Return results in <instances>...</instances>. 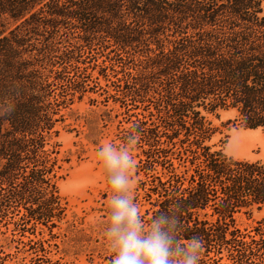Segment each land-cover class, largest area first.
Returning <instances> with one entry per match:
<instances>
[{
  "label": "trees",
  "instance_id": "16d2710c",
  "mask_svg": "<svg viewBox=\"0 0 264 264\" xmlns=\"http://www.w3.org/2000/svg\"><path fill=\"white\" fill-rule=\"evenodd\" d=\"M89 91L130 100L146 225L175 204L200 264H264V165L215 148L211 120L264 133V0H0V221L61 219L56 126Z\"/></svg>",
  "mask_w": 264,
  "mask_h": 264
},
{
  "label": "rangeland",
  "instance_id": "374dc122",
  "mask_svg": "<svg viewBox=\"0 0 264 264\" xmlns=\"http://www.w3.org/2000/svg\"><path fill=\"white\" fill-rule=\"evenodd\" d=\"M104 97L91 91L80 100L75 97L64 122L56 126L58 153L52 155L55 161L50 176L64 208L61 219L53 218L52 226H15L12 221L17 216L0 221V264H109L110 253L103 237L109 188L101 176L97 151L104 143L122 146L135 117L133 108L124 105L130 100L120 98L114 102ZM218 115L211 118L219 132L212 139L215 148H222L234 159L264 165V133L235 122L232 111H219ZM138 153L133 145V200L144 218L149 216L151 206L141 190L148 179L137 167ZM262 216L263 212L257 211L250 217L237 214L235 224L241 230L250 229ZM28 242L38 250L37 260Z\"/></svg>",
  "mask_w": 264,
  "mask_h": 264
},
{
  "label": "clouds",
  "instance_id": "9594fccd",
  "mask_svg": "<svg viewBox=\"0 0 264 264\" xmlns=\"http://www.w3.org/2000/svg\"><path fill=\"white\" fill-rule=\"evenodd\" d=\"M138 134H130L120 147L104 143L97 151L101 176L109 188L107 221L103 237L110 253L109 264H200L203 247L198 237L183 244L177 205L161 212L146 225L133 200L135 167L132 154Z\"/></svg>",
  "mask_w": 264,
  "mask_h": 264
}]
</instances>
